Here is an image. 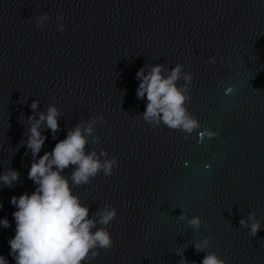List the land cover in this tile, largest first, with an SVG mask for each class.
<instances>
[{"label":"water","instance_id":"water-1","mask_svg":"<svg viewBox=\"0 0 264 264\" xmlns=\"http://www.w3.org/2000/svg\"><path fill=\"white\" fill-rule=\"evenodd\" d=\"M44 12L50 18L37 27ZM157 63L193 76L187 107L201 128L188 139L140 116L147 100L137 98L136 73ZM33 100L40 112L53 104L61 112L55 139L41 126L39 156L80 120L106 121L87 150H106L118 166L72 186L90 217L103 205L117 209L107 226L113 247L88 264H201L206 253L194 243L204 237L225 264H264V0H0V174L19 172L12 187L0 183L8 264L11 198L36 189L26 145ZM204 131L215 135L201 139ZM182 210L201 218L200 229L178 218ZM250 212L261 221L254 237L239 225Z\"/></svg>","mask_w":264,"mask_h":264},{"label":"clouds","instance_id":"clouds-1","mask_svg":"<svg viewBox=\"0 0 264 264\" xmlns=\"http://www.w3.org/2000/svg\"><path fill=\"white\" fill-rule=\"evenodd\" d=\"M49 18L47 12L36 16L37 27H44ZM63 18V14L57 17L61 32L64 31V25L60 23ZM208 62L215 64V56L210 57ZM136 79L140 81L136 89L137 98L147 100L146 109L140 116L151 127L164 125L171 130L181 131L185 134L184 139L201 128L199 120L187 107L191 102L193 76L184 71L182 64L177 63L171 70L165 68L164 64H146L137 71ZM181 79L183 84L179 83ZM232 91L233 87L230 86L225 94ZM39 103L33 100L30 105L33 114L27 117L30 126L26 140L32 156L28 178L36 185V189L30 195L25 192L11 198L16 208L12 214L16 234L8 241L10 255L15 264H88L99 256L101 249L113 247L114 242L107 226L117 216V209L103 205L90 217L89 205L82 203L80 197L74 194L72 186L90 184L100 173L111 176L118 166L117 159L109 158L106 150L100 149L99 154L95 148L87 150L89 137L92 138V144L100 143V137L94 135L95 126L106 121L102 116L80 120L67 131L66 138L55 144L52 151L39 156L47 139L42 134L41 126L50 129L55 139L60 131L61 116L60 109L54 104L49 105L44 112L38 111ZM199 135L203 139L205 135L211 137L215 133L204 131ZM70 167L71 173L66 175L65 170ZM18 180L17 170L8 168L0 174L3 186L10 188ZM178 218L186 220L193 229L201 227V218L192 216L189 219L184 210ZM0 225L10 227L7 218L0 220ZM239 225L248 228L252 237L261 230V221L254 212L248 214L247 220L242 218ZM203 227H208L207 222H204ZM210 243V237L194 243L198 253H206L201 264H225V260L215 252L207 251ZM0 264H8L2 255ZM184 264H188L185 259Z\"/></svg>","mask_w":264,"mask_h":264}]
</instances>
